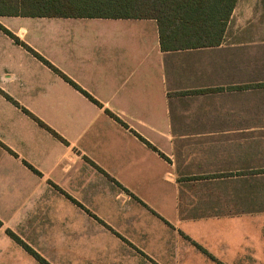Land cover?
Here are the masks:
<instances>
[{
	"label": "crops",
	"instance_id": "0c3cea01",
	"mask_svg": "<svg viewBox=\"0 0 264 264\" xmlns=\"http://www.w3.org/2000/svg\"><path fill=\"white\" fill-rule=\"evenodd\" d=\"M165 52L154 19L0 16V264H264V24ZM24 109L66 141L43 128Z\"/></svg>",
	"mask_w": 264,
	"mask_h": 264
},
{
	"label": "trees",
	"instance_id": "16d2710c",
	"mask_svg": "<svg viewBox=\"0 0 264 264\" xmlns=\"http://www.w3.org/2000/svg\"><path fill=\"white\" fill-rule=\"evenodd\" d=\"M238 0H0V16L154 19L165 52L217 46L221 43ZM0 29L38 57L77 90L98 103L70 77L39 55L0 24ZM16 106L20 104L0 89ZM43 128L66 143L56 131L24 109ZM41 264H50L35 250L9 231Z\"/></svg>",
	"mask_w": 264,
	"mask_h": 264
},
{
	"label": "rangeland",
	"instance_id": "374dc122",
	"mask_svg": "<svg viewBox=\"0 0 264 264\" xmlns=\"http://www.w3.org/2000/svg\"><path fill=\"white\" fill-rule=\"evenodd\" d=\"M240 8H248V13H244L243 10L239 12V16L243 21H255L264 24V0H241ZM261 32H264V28ZM76 264H79V261Z\"/></svg>",
	"mask_w": 264,
	"mask_h": 264
}]
</instances>
